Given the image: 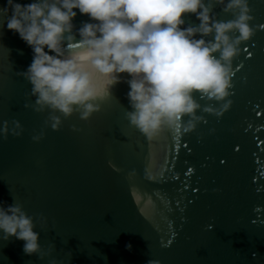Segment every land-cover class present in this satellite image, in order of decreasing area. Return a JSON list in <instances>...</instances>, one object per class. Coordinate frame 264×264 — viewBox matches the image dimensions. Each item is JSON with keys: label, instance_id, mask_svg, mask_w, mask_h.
I'll use <instances>...</instances> for the list:
<instances>
[{"label": "water", "instance_id": "95a60500", "mask_svg": "<svg viewBox=\"0 0 264 264\" xmlns=\"http://www.w3.org/2000/svg\"><path fill=\"white\" fill-rule=\"evenodd\" d=\"M249 5L250 24H264V0ZM221 8H213L217 17L230 19ZM75 11L78 28L89 17ZM184 18L198 23L194 14ZM3 20L0 126L15 119L23 131L0 136V201L43 215L45 225L34 230L42 251H52L39 259L23 252L22 240L0 238V264H47L50 257L64 264H264V28L232 61L227 110L219 117L197 110L204 119L192 131L162 128L148 139L125 116L126 79L96 99L99 109L86 120L73 112L51 129L47 109L24 106L33 101L31 85L17 73L32 51Z\"/></svg>", "mask_w": 264, "mask_h": 264}, {"label": "clouds", "instance_id": "9594fccd", "mask_svg": "<svg viewBox=\"0 0 264 264\" xmlns=\"http://www.w3.org/2000/svg\"><path fill=\"white\" fill-rule=\"evenodd\" d=\"M215 5L231 18L219 19ZM75 10L89 17L78 28ZM187 14H194L198 23H186ZM0 16L4 27L32 51L30 63L17 73L31 85L33 101L24 106L37 112L47 109L45 123L51 129H58L61 118L73 112L86 120L99 109L96 99L126 79L130 110L125 116L148 139L162 128L192 131L204 119L197 110L217 117L227 110L232 103V61L241 44L264 28L250 24L249 0H5ZM197 97L216 106H202ZM22 131L15 119L11 126L8 121L0 126L4 137ZM42 136L43 131L31 139ZM37 222L43 227L46 218H34L19 203L0 201V238L22 240L25 254L43 259L52 246L42 251L34 230ZM125 247L131 249V244ZM47 264L64 261L50 257ZM144 264L161 262L148 259Z\"/></svg>", "mask_w": 264, "mask_h": 264}, {"label": "snow or ice", "instance_id": "6c2138e0", "mask_svg": "<svg viewBox=\"0 0 264 264\" xmlns=\"http://www.w3.org/2000/svg\"><path fill=\"white\" fill-rule=\"evenodd\" d=\"M260 113H257V115H259ZM258 143H260L259 141H258ZM188 171H191V169H188Z\"/></svg>", "mask_w": 264, "mask_h": 264}]
</instances>
